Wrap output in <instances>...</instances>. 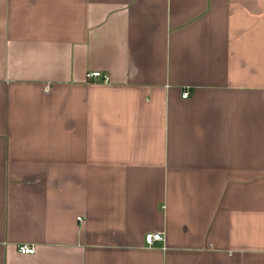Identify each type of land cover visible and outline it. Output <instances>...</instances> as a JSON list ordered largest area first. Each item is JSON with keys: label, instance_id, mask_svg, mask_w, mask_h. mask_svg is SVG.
<instances>
[{"label": "crops", "instance_id": "crops-1", "mask_svg": "<svg viewBox=\"0 0 264 264\" xmlns=\"http://www.w3.org/2000/svg\"><path fill=\"white\" fill-rule=\"evenodd\" d=\"M0 264H264V0H0Z\"/></svg>", "mask_w": 264, "mask_h": 264}, {"label": "built area", "instance_id": "built-area-1", "mask_svg": "<svg viewBox=\"0 0 264 264\" xmlns=\"http://www.w3.org/2000/svg\"><path fill=\"white\" fill-rule=\"evenodd\" d=\"M87 78L90 81L91 80H96V81L99 80V81H103V82H108L110 79L108 74H104L98 70L88 72ZM188 95H189L188 91H184L182 93L183 98L188 97ZM164 240H165V235H164V232H162V231L148 232L145 235V242L148 246H154L158 242H161V243L164 242ZM18 251L22 254H33L36 252V245L27 244V243L19 244L18 245Z\"/></svg>", "mask_w": 264, "mask_h": 264}]
</instances>
